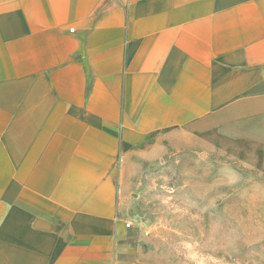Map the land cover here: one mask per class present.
<instances>
[{
  "label": "crops",
  "instance_id": "1",
  "mask_svg": "<svg viewBox=\"0 0 264 264\" xmlns=\"http://www.w3.org/2000/svg\"><path fill=\"white\" fill-rule=\"evenodd\" d=\"M230 150L264 151V0H0V264H138L142 167Z\"/></svg>",
  "mask_w": 264,
  "mask_h": 264
},
{
  "label": "rangeland",
  "instance_id": "2",
  "mask_svg": "<svg viewBox=\"0 0 264 264\" xmlns=\"http://www.w3.org/2000/svg\"><path fill=\"white\" fill-rule=\"evenodd\" d=\"M125 191L138 264H264V151H169Z\"/></svg>",
  "mask_w": 264,
  "mask_h": 264
},
{
  "label": "built area",
  "instance_id": "3",
  "mask_svg": "<svg viewBox=\"0 0 264 264\" xmlns=\"http://www.w3.org/2000/svg\"><path fill=\"white\" fill-rule=\"evenodd\" d=\"M126 226H127L128 228H131L132 225H131L130 223H127Z\"/></svg>",
  "mask_w": 264,
  "mask_h": 264
}]
</instances>
